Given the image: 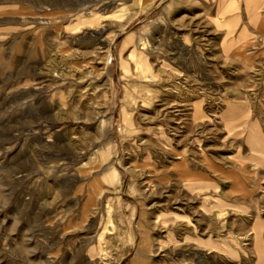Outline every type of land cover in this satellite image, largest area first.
<instances>
[{
  "label": "rangeland",
  "instance_id": "374dc122",
  "mask_svg": "<svg viewBox=\"0 0 264 264\" xmlns=\"http://www.w3.org/2000/svg\"><path fill=\"white\" fill-rule=\"evenodd\" d=\"M256 12L0 0V264H264Z\"/></svg>",
  "mask_w": 264,
  "mask_h": 264
},
{
  "label": "bare ground",
  "instance_id": "6f19581e",
  "mask_svg": "<svg viewBox=\"0 0 264 264\" xmlns=\"http://www.w3.org/2000/svg\"><path fill=\"white\" fill-rule=\"evenodd\" d=\"M118 20V19H117ZM122 20V19H121ZM120 20V21H121ZM125 24V23H124ZM123 24V25H124ZM101 36V35H100ZM94 39V38H93ZM102 42V41H101ZM134 42V41H133ZM145 45V43H142V50H144V46ZM109 46V45H108ZM136 47V46H135ZM137 50V49H136ZM140 50V49H139ZM131 54H132V52H131ZM142 54H144V53H142ZM133 55V54H132ZM140 57H141V55H140ZM130 59H131V57H130ZM141 60V59H140ZM134 64H133V72H132V74H130V78H132L133 80L134 79H136L137 80V82L139 83V84H134V86L136 85V86H145V84H143V83H141V82H143L144 80H146L147 79V74H148V71H149V65H148V62H147V60L146 59H143V61H139V59H137V60H135L134 62H133ZM131 81V80H130ZM146 82V81H145ZM133 83V82H132ZM147 84H148V82H147ZM133 85V84H132ZM147 86V85H146ZM141 88V87H140ZM139 90V89H138ZM139 92V91H138ZM142 92V91H141ZM143 97V96H142ZM109 169V168H108ZM111 170H112V168H111ZM109 172H111V171H109ZM103 174H108V172H107V169H105L104 170V173ZM110 175V174H109ZM107 176V175H106ZM96 186H100L99 184H96ZM94 192V191H93ZM87 195V194H86ZM88 197H89V199L90 200H92L93 199V197H92V194L90 193V192H88Z\"/></svg>",
  "mask_w": 264,
  "mask_h": 264
},
{
  "label": "crops",
  "instance_id": "0c3cea01",
  "mask_svg": "<svg viewBox=\"0 0 264 264\" xmlns=\"http://www.w3.org/2000/svg\"><path fill=\"white\" fill-rule=\"evenodd\" d=\"M240 8L241 10L244 9H252V10H257V12L254 14H252L253 16L255 15L257 18H259L260 16L263 17L264 16V12H259L260 9L264 10V4H263V0H240ZM245 29L247 30V32H249L248 29V25L249 23L246 21L245 23ZM253 25V24H252ZM255 25L257 26L256 28L252 27V32L255 33L257 36H260L261 34L259 33V25L260 23L258 22V20L255 22ZM264 34H262L263 36Z\"/></svg>",
  "mask_w": 264,
  "mask_h": 264
}]
</instances>
